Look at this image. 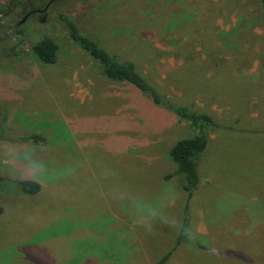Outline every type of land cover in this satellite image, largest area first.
I'll return each instance as SVG.
<instances>
[{
  "label": "rangeland",
  "instance_id": "1",
  "mask_svg": "<svg viewBox=\"0 0 264 264\" xmlns=\"http://www.w3.org/2000/svg\"><path fill=\"white\" fill-rule=\"evenodd\" d=\"M50 1L0 0V264H157L180 233L186 195L168 152L196 131L105 79L59 13L133 61L161 95L222 127L198 161L190 238L165 264H245L226 233L258 213L228 208L264 206L260 0ZM41 36L78 61L73 71L38 60ZM28 163L44 174L21 173ZM22 180L39 194H23Z\"/></svg>",
  "mask_w": 264,
  "mask_h": 264
},
{
  "label": "trees",
  "instance_id": "2",
  "mask_svg": "<svg viewBox=\"0 0 264 264\" xmlns=\"http://www.w3.org/2000/svg\"><path fill=\"white\" fill-rule=\"evenodd\" d=\"M29 1V0H27ZM261 8L264 13V0H260ZM46 6V5H45ZM44 6V9H45ZM32 8L28 13H34ZM7 11L0 2V18ZM58 21L63 25L67 32V37L83 54L99 67L100 74L107 80L115 84H123L132 88L136 93L149 100V102L166 113L175 116L180 121L187 122L196 134L192 137L178 140L169 150L168 154L176 167L174 174L180 175L182 179V190L186 195V202L183 208V220L180 233L176 243L167 254H165L157 264H165L173 253L178 250L182 241L189 239V202L199 186L198 161L205 150L210 133L222 129L213 118L206 113H200L182 105H177L157 90V88L137 69L133 61H122L116 55L107 51L106 48L97 44L84 31L80 29L76 21L68 14H57ZM19 33V30H15ZM32 52L44 65L54 66L59 71L76 67L78 61L62 59L58 52V46L49 37L41 36L32 45ZM37 141L38 137H30ZM27 140V139H25ZM1 181L0 179V200H1ZM23 194L36 196L41 190L39 183L33 180H22L18 182ZM4 209L0 206V215Z\"/></svg>",
  "mask_w": 264,
  "mask_h": 264
},
{
  "label": "crops",
  "instance_id": "3",
  "mask_svg": "<svg viewBox=\"0 0 264 264\" xmlns=\"http://www.w3.org/2000/svg\"><path fill=\"white\" fill-rule=\"evenodd\" d=\"M231 216L238 213L258 212L255 213V220L252 223L244 222L241 226L233 225L231 222L230 229L227 231V236L230 241L234 243V249L242 252L245 258V264H264V206L256 209L247 205L235 204L232 208H228ZM254 213L252 214V216ZM237 217V216H236ZM201 219V217H199ZM203 221V222H202ZM249 221V220H248ZM204 219L200 221V231L203 233ZM189 225V224H188ZM219 234H223V231H219ZM232 250V248H229ZM248 260V261H247Z\"/></svg>",
  "mask_w": 264,
  "mask_h": 264
},
{
  "label": "clouds",
  "instance_id": "4",
  "mask_svg": "<svg viewBox=\"0 0 264 264\" xmlns=\"http://www.w3.org/2000/svg\"><path fill=\"white\" fill-rule=\"evenodd\" d=\"M21 160H28V156L27 154H24L20 157ZM28 170H31L33 173H34V177L33 178H40L43 174H44V171L40 170L37 166L31 164V163H28L26 164V167L25 168H22L20 171L21 173H25L27 172Z\"/></svg>",
  "mask_w": 264,
  "mask_h": 264
},
{
  "label": "water",
  "instance_id": "5",
  "mask_svg": "<svg viewBox=\"0 0 264 264\" xmlns=\"http://www.w3.org/2000/svg\"><path fill=\"white\" fill-rule=\"evenodd\" d=\"M53 1H55V0H51L50 2H49V4L47 5V7L53 2ZM46 7V8H47ZM25 20V18L22 20V22ZM19 25V24H18Z\"/></svg>",
  "mask_w": 264,
  "mask_h": 264
}]
</instances>
